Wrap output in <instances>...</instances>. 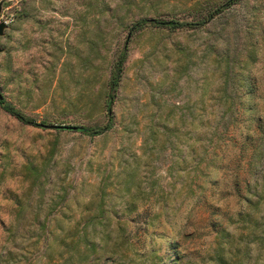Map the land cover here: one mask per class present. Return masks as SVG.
<instances>
[{
    "label": "rangeland",
    "instance_id": "rangeland-1",
    "mask_svg": "<svg viewBox=\"0 0 264 264\" xmlns=\"http://www.w3.org/2000/svg\"><path fill=\"white\" fill-rule=\"evenodd\" d=\"M102 1L120 3L0 0L4 103L46 125L112 122L89 136L0 103V264H212L217 231L239 233L244 197L264 190V0L197 28L132 32L135 8L103 15ZM189 1H170L171 16L190 20ZM251 244L248 264H264V243Z\"/></svg>",
    "mask_w": 264,
    "mask_h": 264
},
{
    "label": "trees",
    "instance_id": "trees-1",
    "mask_svg": "<svg viewBox=\"0 0 264 264\" xmlns=\"http://www.w3.org/2000/svg\"><path fill=\"white\" fill-rule=\"evenodd\" d=\"M172 0H120L114 7L109 4L100 3L98 7L99 14L111 13L114 17L119 16V10L127 6L129 11L131 7L135 8L138 18L135 19L129 27V31L139 30L145 27H163L169 30H175L181 27L197 28L205 25L224 10L230 8L232 5L239 3L242 0H196L189 3L181 4L179 9L188 13L191 19L188 21H180L174 16H171L175 11V4H171ZM165 16V18H163ZM93 49L90 45V51ZM90 51L88 54H90ZM127 52L124 46L121 51L113 59L108 80L105 82V105L109 107L116 95L118 85L121 79L124 63ZM89 60V57H86ZM247 93H252V88L247 89ZM2 107L8 113L16 116L20 120L35 124L37 126L41 123H36L32 119H25L17 108L11 103H4V99L0 100ZM259 117H257L258 119ZM111 120L104 127H87L77 126L75 131L81 132L89 136L100 135L111 127ZM258 129L264 134V117L258 120ZM73 130V129H70ZM259 155H263V148L260 149ZM249 208L253 211H246L239 217L238 222L241 224V231L236 233L230 231L228 228H221L217 231V241L213 252L208 256V262L212 264H248L252 257V244L257 243L262 245L264 243V212H261L259 205L264 200V190L262 194L256 196L253 200L250 197H244ZM83 245H88L86 237L82 238ZM124 241V240H123ZM77 245V244H76ZM87 248V247H85ZM88 249V248H87ZM86 250H80L81 259H85Z\"/></svg>",
    "mask_w": 264,
    "mask_h": 264
},
{
    "label": "water",
    "instance_id": "water-1",
    "mask_svg": "<svg viewBox=\"0 0 264 264\" xmlns=\"http://www.w3.org/2000/svg\"><path fill=\"white\" fill-rule=\"evenodd\" d=\"M5 27L4 22H0V34L3 32V29ZM3 98L2 94L0 93V100ZM44 127H49V128H59V129H77V126L75 125H57V124H52V125H46L42 124Z\"/></svg>",
    "mask_w": 264,
    "mask_h": 264
}]
</instances>
